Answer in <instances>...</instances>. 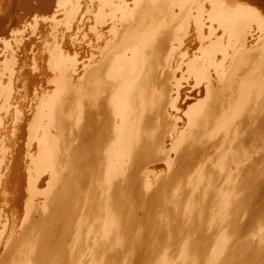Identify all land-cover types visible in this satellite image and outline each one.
<instances>
[{"label": "bare ground", "instance_id": "1", "mask_svg": "<svg viewBox=\"0 0 264 264\" xmlns=\"http://www.w3.org/2000/svg\"><path fill=\"white\" fill-rule=\"evenodd\" d=\"M0 264H264V0H0Z\"/></svg>", "mask_w": 264, "mask_h": 264}, {"label": "rangeland", "instance_id": "2", "mask_svg": "<svg viewBox=\"0 0 264 264\" xmlns=\"http://www.w3.org/2000/svg\"><path fill=\"white\" fill-rule=\"evenodd\" d=\"M37 14H38V15H41V16H46V15H47V14L42 13V12H38Z\"/></svg>", "mask_w": 264, "mask_h": 264}]
</instances>
